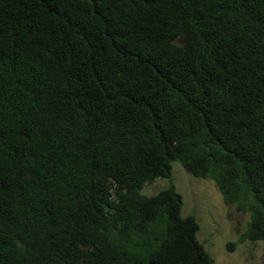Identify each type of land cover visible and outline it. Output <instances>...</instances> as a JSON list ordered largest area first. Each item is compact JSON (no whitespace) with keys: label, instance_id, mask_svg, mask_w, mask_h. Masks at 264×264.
Instances as JSON below:
<instances>
[{"label":"trees","instance_id":"1","mask_svg":"<svg viewBox=\"0 0 264 264\" xmlns=\"http://www.w3.org/2000/svg\"><path fill=\"white\" fill-rule=\"evenodd\" d=\"M174 162L264 240V0H0V264H213Z\"/></svg>","mask_w":264,"mask_h":264},{"label":"rangeland","instance_id":"2","mask_svg":"<svg viewBox=\"0 0 264 264\" xmlns=\"http://www.w3.org/2000/svg\"><path fill=\"white\" fill-rule=\"evenodd\" d=\"M172 182L182 196V215L192 214L198 225L197 239L210 253L213 264H264V240L236 243L246 228L249 214L224 203L217 184L187 173L178 162L172 164L170 180L156 179L146 184L141 193L158 194Z\"/></svg>","mask_w":264,"mask_h":264}]
</instances>
